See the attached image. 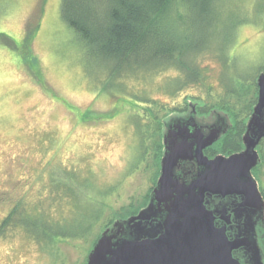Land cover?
Wrapping results in <instances>:
<instances>
[{
	"label": "rangeland",
	"instance_id": "obj_1",
	"mask_svg": "<svg viewBox=\"0 0 264 264\" xmlns=\"http://www.w3.org/2000/svg\"><path fill=\"white\" fill-rule=\"evenodd\" d=\"M61 3V0H0V190L7 192L0 200V222L8 212L9 205L5 204L25 192L26 199L45 207L41 210L48 211L52 220L63 227L77 226L79 217L76 220L70 217L73 202L69 198L46 201L49 197L46 188L52 180L50 167L76 169L93 186L101 187L103 198L90 192L87 203L95 208L93 215L100 216L102 207L105 211L97 231L59 241L57 257L24 229L0 234V264H85L93 236L108 222L127 217L134 209L140 210L148 200L144 195L150 192L156 176L157 167L152 166V161L137 165L138 145L146 140L141 131L145 130V135L147 132L138 127V122H146L148 118L139 117L143 116L142 105L131 107L133 100L138 98L141 104L156 101L162 110L174 111L189 101L197 104L196 99L206 95L201 83L170 91L174 86L171 87L169 79L180 76L174 68L158 73H125L117 84L127 96L120 94L122 89L109 85L110 91H102L103 76L97 78L99 65L92 63L96 61L86 54L76 31L63 19ZM228 3L236 13L247 10L252 17L237 26L230 48L231 54L236 52L240 56L238 61L244 66L240 71L251 77L256 72L254 67L264 63V17L253 18L254 0H228ZM261 5L264 6V0ZM226 7V14H230L227 10L230 7ZM227 31L229 28L222 22L212 34L213 48ZM196 59L199 62L195 65L218 91L224 64L217 51L212 49ZM117 105L121 110L110 117ZM86 109H91L96 118L81 120ZM104 114L105 117H97ZM167 114L160 111L159 118L168 120ZM164 130L165 125L162 135H157L161 139ZM151 153L155 155V148ZM261 154L264 155V142ZM256 177L264 181V161Z\"/></svg>",
	"mask_w": 264,
	"mask_h": 264
},
{
	"label": "trees",
	"instance_id": "obj_2",
	"mask_svg": "<svg viewBox=\"0 0 264 264\" xmlns=\"http://www.w3.org/2000/svg\"><path fill=\"white\" fill-rule=\"evenodd\" d=\"M61 2L63 19L76 31L86 54L96 61L92 63L99 65L97 78L100 75L103 76L102 91H110L109 87L121 90L117 80L125 73L128 75L138 71L158 73L174 68L179 71L180 76L169 79L172 83L171 87L174 86L170 91L201 83L206 92L205 96L196 99L201 104V111L215 108L217 111L228 114L232 119L231 128L208 149V153L211 156L230 155L244 148L243 134L246 130V122L258 99L257 77L264 72V63H261L254 67L256 72L253 76H244L240 71L244 67L240 66L238 61L240 56L236 52L231 54L232 51H230L237 26L252 18L247 10L243 14L236 13L237 11L231 8L230 3L226 4L228 0H61ZM226 6L230 7L227 9L231 12L230 14H226L224 9ZM252 10H254L253 18L264 17V6L261 5V0H254ZM222 22L229 31L224 32L223 39L218 40L220 42L213 48L212 34L219 29L220 25L222 26ZM13 41L10 43L13 44ZM212 49L217 51L220 62L224 64V69L219 76L218 91L207 81L208 77L203 74L202 69L196 66V62H199L196 57ZM230 73L231 75L228 76ZM122 91L120 94L127 96L124 89ZM252 93L253 96H251ZM132 97L136 98V96L128 98ZM231 101H233L232 104ZM133 102L134 105L131 107L140 108L142 105L143 116L139 117L148 118L146 122L142 120L138 122V127H141V130L146 129L147 132L145 135V130L141 131L146 140L138 145L137 165L152 161V166L157 167L154 172L155 181L160 173V159L164 151L163 139L157 136L159 133L162 135L163 129V121L159 118V113L172 111L162 110L156 101L153 103L146 100L141 104V100L136 98ZM118 107L120 106H116L114 114L111 113L110 117L116 115L117 110H121ZM86 110L81 120L96 118L91 109ZM105 115L97 117H105ZM159 129H161L160 132ZM153 148H155V155L151 153ZM261 155L264 161V155ZM77 172L72 168L50 167L49 173L52 180L46 188L49 194L46 201L50 199V202H61L62 197L69 198V201L73 202V212L70 217L73 220L79 217L78 227L72 226L74 224H71V228L63 227L60 222L50 218L48 211L41 210L45 207L40 208L31 204L26 199L25 192H22L23 195L20 197L16 195L18 197L15 201H5L7 202L5 206L9 205V208L1 219L0 234L4 235L10 230L14 232L19 228L24 229L42 245L43 249L57 257L56 246L62 239L89 236L93 230L97 231L105 210L102 207L100 216L93 215L95 208L87 203V196L91 192L102 199L103 189L93 186L88 181V177L85 179ZM81 177L85 180L81 181ZM77 184L83 186L80 187ZM81 196L84 198L83 202ZM5 197L2 196L0 200ZM39 204L42 206L43 203ZM137 212L139 210L134 209L128 216ZM84 217H91V219L85 221L82 219ZM127 217L122 216L120 219ZM113 222H108L106 227L98 231L99 234L95 231L92 248L101 232L110 227Z\"/></svg>",
	"mask_w": 264,
	"mask_h": 264
},
{
	"label": "water",
	"instance_id": "obj_3",
	"mask_svg": "<svg viewBox=\"0 0 264 264\" xmlns=\"http://www.w3.org/2000/svg\"><path fill=\"white\" fill-rule=\"evenodd\" d=\"M257 85L258 99L240 151L212 158L205 153L226 131L221 125L207 135L197 127L192 133L188 128L165 130L160 174L149 204L104 229L85 264H241L233 257L234 243L216 227L206 205L212 195L241 194L248 206L264 207L252 174L261 162L258 146L264 139V72ZM222 115L232 123L228 114ZM188 161L196 162L195 174L176 176L178 169L186 171Z\"/></svg>",
	"mask_w": 264,
	"mask_h": 264
},
{
	"label": "flooded vegetation",
	"instance_id": "obj_4",
	"mask_svg": "<svg viewBox=\"0 0 264 264\" xmlns=\"http://www.w3.org/2000/svg\"><path fill=\"white\" fill-rule=\"evenodd\" d=\"M198 103L199 102L195 104L189 101L182 107H176L174 111L167 114V116L169 115L168 120L167 118L162 119V126L164 127L165 125V130H168V127H176L182 130L188 128L191 133L197 127V129H201L207 135L212 129L221 125L224 126L223 131L226 130L222 136L227 133L232 126L230 120L228 121L226 116L222 115V113L218 112L215 108H211L208 111H201V104ZM200 118L204 119L201 120ZM196 124L198 126H196ZM223 124H225L226 127ZM263 141L264 139L258 146L260 148V155ZM208 149H210V147L205 150V153L210 158L214 157L215 155L211 156L208 153ZM261 163L262 155L261 162L253 169L252 174L254 178H256L259 190L264 198V185L261 186V183L264 184V181H260L256 177L257 172L260 171ZM186 164V171L178 169L176 171V176H187L189 179L192 174H195L198 170L195 161H188ZM158 178L159 175L150 185L148 189H151L150 192L148 191L149 193L147 192V194L144 195L148 200H146L147 202L145 201L146 204L141 209L149 204L151 193L157 185ZM6 194V189L0 190V198L6 196ZM207 200L206 206L212 211L216 227L222 229L227 240L234 243L235 247L232 250L233 257L241 264H264V207L259 208L256 205L248 206L245 203L244 196L241 194H231L228 196L212 195L208 197Z\"/></svg>",
	"mask_w": 264,
	"mask_h": 264
}]
</instances>
